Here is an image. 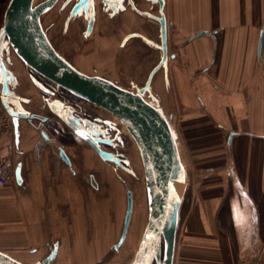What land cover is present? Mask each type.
Returning a JSON list of instances; mask_svg holds the SVG:
<instances>
[{"label":"crops","instance_id":"0c3cea01","mask_svg":"<svg viewBox=\"0 0 264 264\" xmlns=\"http://www.w3.org/2000/svg\"><path fill=\"white\" fill-rule=\"evenodd\" d=\"M93 1L92 13L83 7L81 18L88 22L86 42L70 62L119 85L122 74L130 87L143 85L161 54L158 2L133 0L137 9L122 10V0ZM162 12L167 60L150 86L184 168L172 264H264V0H163ZM49 101L52 108L58 102L53 120L71 119V141L24 120L16 144L13 135L0 138L2 152L21 161L22 177L0 185V251L39 264L56 248L50 264H84L91 253L77 252L85 247L79 232L99 212L101 183L112 197L117 187L113 176L102 178L101 165L113 171L118 165L89 142L98 131L93 126L86 134L77 107ZM69 232L76 234L69 239ZM10 246L29 248V258L13 255Z\"/></svg>","mask_w":264,"mask_h":264},{"label":"water","instance_id":"95a60500","mask_svg":"<svg viewBox=\"0 0 264 264\" xmlns=\"http://www.w3.org/2000/svg\"><path fill=\"white\" fill-rule=\"evenodd\" d=\"M127 1L137 9L133 0ZM156 1L160 9V16L157 17L160 24V58L148 73L144 84L140 87L134 86L133 89L125 88L107 77L91 75L79 70L54 48L42 25L41 15L50 9L57 0H41L39 2L8 0L0 30V48L4 42H7L27 67L73 95L111 112L134 139L143 166L147 219L130 264H172L181 199L180 191L173 184L176 181L184 180V168L180 161L170 119L159 107L158 100L150 86L153 74L160 66L164 67L167 60L166 22L162 12L163 0ZM90 2L93 4L94 1L80 0L74 6L73 13L80 7H84L88 11ZM261 48L262 36L260 34L257 44L258 56H260ZM0 69L3 72L7 71L1 55ZM9 112L13 119L14 136L18 140L20 119L28 121L29 119H25L28 115L25 112L19 113L13 110H9ZM32 116L29 115V118ZM28 122L30 123V121ZM68 123L72 126L71 119ZM41 134L47 137L43 129ZM91 137L88 138L89 142L103 159L113 161L126 169L122 158L101 148L100 138ZM59 155L66 164H71L68 155L61 146H59ZM14 176L16 182L20 183L22 180L21 161H15ZM132 207V190L128 188L122 231L114 248H118L125 238ZM55 251L56 248H53L51 253L39 264H50ZM0 264L27 263L0 251Z\"/></svg>","mask_w":264,"mask_h":264},{"label":"rangeland","instance_id":"374dc122","mask_svg":"<svg viewBox=\"0 0 264 264\" xmlns=\"http://www.w3.org/2000/svg\"><path fill=\"white\" fill-rule=\"evenodd\" d=\"M34 1L39 2L41 0ZM7 2L8 0H6L3 5V11L6 8ZM66 12L67 9L61 8V2L59 0L55 3L52 9L45 11L41 15V22L44 25L45 30L50 35L54 46L71 56L72 53L76 52L80 45L85 44L86 42V38L82 35L84 20H81V18L75 20L71 24L70 30L67 33L62 28V22L65 18ZM98 12L103 13L101 9H99ZM2 23L3 12L0 14V30ZM6 50L12 51L10 45L7 42H4L0 48L1 57L2 54L6 53ZM12 52L11 56L14 62L19 64L18 66L20 68V73L25 74V69L28 68V70H30V68L22 62L16 53ZM139 53L141 54L142 59H144V46H140ZM119 78L121 86L133 89L132 86H129V80L127 79L128 75L122 74L119 75ZM143 79L144 75L142 78L138 79L137 83L142 84ZM42 109L43 108H41V110ZM97 109L106 115L114 116L111 112L100 106ZM113 118L117 121V128H120L121 132L114 129V133L116 132V141L112 146H107V148L109 147L114 154L123 159V165L126 166V169H123L118 165L115 167L116 170L113 171L111 165L108 163L104 164L103 162L101 165L102 178L107 181L109 175L111 177L113 176L112 179L115 178L116 181H114L116 182L117 187L116 192L113 193L112 197L108 189V184L101 183L99 212L94 218H92V216H88L90 221L86 224V230L79 232L80 239L83 240L85 247H77V252L80 254L85 249L84 251L88 252V254L89 252L91 253L89 255L88 262L84 264H129V262H131L130 260L135 254L147 219V200L143 166L137 145L135 141H133L134 139L131 137L128 131L120 123L118 118L116 116ZM103 128L104 134L112 133L108 131L107 128ZM127 188L132 190L134 198V207L132 208L134 209H132L133 213L130 218L126 237L118 248H113L112 245L116 241L117 234L121 233L120 231H122V213L124 208L125 190ZM182 189L183 184H180L178 190L181 191ZM95 210L97 209L95 208ZM75 234L76 232H69L67 236L70 239L74 237ZM5 237H3V239H5ZM8 242H10V240ZM98 243L100 244L99 246H97ZM5 249L10 251L13 255L29 258L26 255V253L29 252V248H23L19 246L16 248H11L10 246ZM52 264L61 263L53 262ZM72 264L83 263L74 262Z\"/></svg>","mask_w":264,"mask_h":264},{"label":"flooded vegetation","instance_id":"af4514ba","mask_svg":"<svg viewBox=\"0 0 264 264\" xmlns=\"http://www.w3.org/2000/svg\"><path fill=\"white\" fill-rule=\"evenodd\" d=\"M79 1L80 0H60L61 8L67 9L65 18L63 19L62 22V26H63L62 28L67 33L70 30L71 24L75 20H78L79 18H83L84 15L83 7H80L79 10H76L73 13V8L76 5V3ZM101 3H103V0H101ZM128 4L129 3L127 0H122L121 5L123 6V8L121 6L119 8H122L123 10L128 6ZM52 7L50 9H52ZM89 7L90 4H88V11H89L88 13L90 14L92 12ZM92 16L94 17V12ZM87 26H88V22L85 23L82 28V35H86L85 29L87 28ZM45 32L51 41L50 35L46 30ZM54 48L68 61L71 60L70 56L66 52L57 49L55 46ZM10 51L11 50H6V53L2 54L1 57L2 62L5 68L7 69V71L3 72L0 69V103L9 114H10L9 110H13L19 113L25 112L28 115L27 118L25 119L27 120L29 119L28 121H30L31 125L36 126L37 124L40 123L42 125L47 124L49 130L53 131V134L57 135V138L61 143H67L68 141L72 140V136H71L72 130L70 126L61 118L57 120H53L52 113L54 110L58 108V102H55L52 108L50 106L49 100L59 99L61 101H66L72 107L73 106L77 107L76 112L77 115L81 118V122L83 123V126L85 128L84 131L86 132V134L90 135L92 131L91 128H93L94 126L93 129L94 130L97 129L98 133H93L95 135V136L93 135V137L100 138L99 145L101 146V148L106 149L107 151H111L109 147L107 148V146H112L116 141V132L114 133V129L121 132V129L117 128V121L113 118L114 116L106 115L102 113L100 110L97 109L99 108L98 105L73 95L68 90L57 86L55 83L43 77L42 75H40L39 73L35 72L32 69L28 70V68H26L27 69V70L25 69L26 75L21 74L20 68L18 66L19 64L14 62L11 56V52L13 50L11 52ZM41 108H46V109L41 110ZM29 115H33L32 118H29ZM10 116L13 124L12 115L10 114ZM22 121L23 120L20 119L19 127ZM103 127L107 128L108 131L112 133L104 134ZM87 128H88V133H87ZM18 133H19V129H18ZM12 135H13V139H15L14 124H13V132L11 133V136ZM16 141L18 142L17 138L15 139V144L17 143Z\"/></svg>","mask_w":264,"mask_h":264},{"label":"built area","instance_id":"2783aa9c","mask_svg":"<svg viewBox=\"0 0 264 264\" xmlns=\"http://www.w3.org/2000/svg\"><path fill=\"white\" fill-rule=\"evenodd\" d=\"M13 124L10 114L0 103V138L11 135ZM15 161L11 154L2 152L0 148V185L5 186L15 179L14 176Z\"/></svg>","mask_w":264,"mask_h":264},{"label":"bare ground","instance_id":"6f19581e","mask_svg":"<svg viewBox=\"0 0 264 264\" xmlns=\"http://www.w3.org/2000/svg\"><path fill=\"white\" fill-rule=\"evenodd\" d=\"M152 79V78H151ZM137 87H140V86H137ZM134 141V140H133ZM106 150V149H105ZM139 152V151H138ZM180 184H182V182H180V181H176V182H174V186H175V188L178 190V187L180 186ZM178 191H180V190H178ZM132 197H133V195H132ZM130 223V222H129ZM129 226V225H128ZM144 230V229H143ZM126 236V235H125ZM142 236V235H141ZM141 239V238H140ZM139 239V240H140ZM139 244V243H138ZM137 247H138V245H137ZM137 249V248H136ZM133 257H134V255H133ZM133 257H132V259H133ZM132 259L130 260V261H132ZM129 264H130V262H129Z\"/></svg>","mask_w":264,"mask_h":264},{"label":"trees","instance_id":"16d2710c","mask_svg":"<svg viewBox=\"0 0 264 264\" xmlns=\"http://www.w3.org/2000/svg\"><path fill=\"white\" fill-rule=\"evenodd\" d=\"M5 1H6V0H0V14H1V12H4V11H3V9H4V6H3V5H4ZM67 92H68V91H67ZM153 264H155V263H153Z\"/></svg>","mask_w":264,"mask_h":264}]
</instances>
